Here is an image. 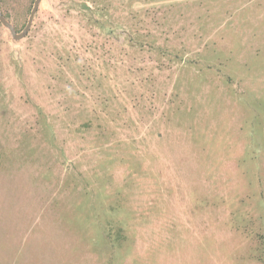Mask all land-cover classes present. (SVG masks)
<instances>
[{
  "label": "rangeland",
  "instance_id": "rangeland-1",
  "mask_svg": "<svg viewBox=\"0 0 264 264\" xmlns=\"http://www.w3.org/2000/svg\"><path fill=\"white\" fill-rule=\"evenodd\" d=\"M0 264H264V0L0 21Z\"/></svg>",
  "mask_w": 264,
  "mask_h": 264
},
{
  "label": "water",
  "instance_id": "water-1",
  "mask_svg": "<svg viewBox=\"0 0 264 264\" xmlns=\"http://www.w3.org/2000/svg\"><path fill=\"white\" fill-rule=\"evenodd\" d=\"M41 1L42 0H35L34 1V4H33V7L31 9V13H30L28 22H27L25 28L20 33H18L16 31V29L14 28L12 23L7 19V17L3 14V12H2V10L0 8V21L5 27H7L10 30V32L12 33V35H13V37L15 39L24 38L29 33V31H30V29H31V27L33 25V22H34V19H35V16H36V13L38 11V8H39V5H40Z\"/></svg>",
  "mask_w": 264,
  "mask_h": 264
},
{
  "label": "trees",
  "instance_id": "trees-1",
  "mask_svg": "<svg viewBox=\"0 0 264 264\" xmlns=\"http://www.w3.org/2000/svg\"><path fill=\"white\" fill-rule=\"evenodd\" d=\"M84 6H85L86 8H89L86 4H84Z\"/></svg>",
  "mask_w": 264,
  "mask_h": 264
}]
</instances>
